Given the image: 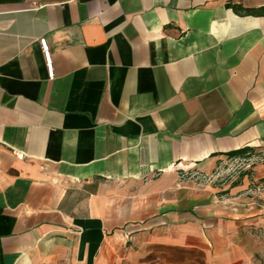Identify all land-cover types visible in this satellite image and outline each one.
<instances>
[{"label": "crops", "instance_id": "obj_1", "mask_svg": "<svg viewBox=\"0 0 264 264\" xmlns=\"http://www.w3.org/2000/svg\"><path fill=\"white\" fill-rule=\"evenodd\" d=\"M262 147L264 0H0V264H264Z\"/></svg>", "mask_w": 264, "mask_h": 264}, {"label": "rangeland", "instance_id": "obj_2", "mask_svg": "<svg viewBox=\"0 0 264 264\" xmlns=\"http://www.w3.org/2000/svg\"><path fill=\"white\" fill-rule=\"evenodd\" d=\"M257 164H264V147L253 150L242 158L226 160L221 165L222 181L228 180L233 175H240L244 170Z\"/></svg>", "mask_w": 264, "mask_h": 264}, {"label": "built area", "instance_id": "obj_3", "mask_svg": "<svg viewBox=\"0 0 264 264\" xmlns=\"http://www.w3.org/2000/svg\"><path fill=\"white\" fill-rule=\"evenodd\" d=\"M39 45L44 57L45 65L47 68L48 76L52 78L53 76V71H52V64H51V56H50V51H49V46L46 42L45 39H40L39 40ZM204 179V178H203Z\"/></svg>", "mask_w": 264, "mask_h": 264}, {"label": "trees", "instance_id": "obj_4", "mask_svg": "<svg viewBox=\"0 0 264 264\" xmlns=\"http://www.w3.org/2000/svg\"><path fill=\"white\" fill-rule=\"evenodd\" d=\"M233 9V11L237 14H241L242 13H246V14H254L253 11H250V10H245V9H242L241 7H238V6H233L231 7ZM251 150L248 149V148H244V149H241V150H238V151H235V152H230L228 154L229 157L231 158H242L244 157L246 154H248Z\"/></svg>", "mask_w": 264, "mask_h": 264}]
</instances>
